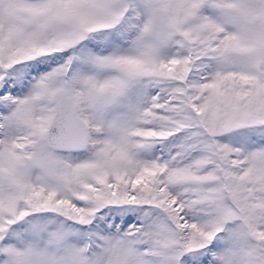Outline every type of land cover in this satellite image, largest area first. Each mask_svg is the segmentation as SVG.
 <instances>
[{
    "label": "snow or ice",
    "instance_id": "6c2138e0",
    "mask_svg": "<svg viewBox=\"0 0 264 264\" xmlns=\"http://www.w3.org/2000/svg\"><path fill=\"white\" fill-rule=\"evenodd\" d=\"M0 264H264V0H0Z\"/></svg>",
    "mask_w": 264,
    "mask_h": 264
}]
</instances>
